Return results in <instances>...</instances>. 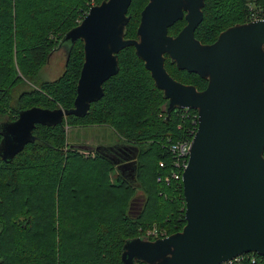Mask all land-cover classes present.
<instances>
[{
    "label": "trees",
    "instance_id": "1",
    "mask_svg": "<svg viewBox=\"0 0 264 264\" xmlns=\"http://www.w3.org/2000/svg\"><path fill=\"white\" fill-rule=\"evenodd\" d=\"M101 1L0 0V66L6 65V72L0 70V123L32 106H73L84 57L81 40L67 50L57 78L41 80L38 68L63 35ZM146 3L131 1L126 38L136 37ZM258 8L264 12V0H204L194 35L211 43ZM184 24V19L176 21L168 33L176 35ZM164 65L175 80L205 87V79L178 69L167 55ZM118 67L84 116L68 115L52 126L37 124L33 141L9 161L0 157V264H123L126 240L142 237L148 228L166 236L184 226L182 179L165 177L174 170L169 145L191 138L196 111H166L163 92L133 46L118 52ZM21 86L28 87L15 94ZM87 126L109 127L113 142L68 140L67 128ZM98 145L117 146L106 155L95 149ZM129 155L135 165L132 181L117 169ZM250 255L232 264H264V256L252 254L251 262Z\"/></svg>",
    "mask_w": 264,
    "mask_h": 264
},
{
    "label": "water",
    "instance_id": "2",
    "mask_svg": "<svg viewBox=\"0 0 264 264\" xmlns=\"http://www.w3.org/2000/svg\"><path fill=\"white\" fill-rule=\"evenodd\" d=\"M131 1L102 0L63 35L59 46L67 50L77 40L83 44L73 106H32L1 123L0 157L9 161L33 141L37 124L84 116L103 96V83L118 72V52L133 46L163 92L166 111L194 109L197 126L182 172L184 226L156 239L126 240L122 263L222 264L243 254L264 256V18L228 26L213 42L202 43L194 31L204 0H147L136 37L126 38ZM182 18L185 25L170 35L168 28ZM165 55L206 86L199 90L175 80ZM115 146L95 149L106 154ZM125 158L117 169L132 181L133 156Z\"/></svg>",
    "mask_w": 264,
    "mask_h": 264
},
{
    "label": "rangeland",
    "instance_id": "3",
    "mask_svg": "<svg viewBox=\"0 0 264 264\" xmlns=\"http://www.w3.org/2000/svg\"><path fill=\"white\" fill-rule=\"evenodd\" d=\"M27 3H28V0H27ZM136 8L141 9V6H135L134 9ZM249 9H252L251 5L249 6ZM251 12L252 11L249 10V13H247L246 16L244 17L245 22L252 20V19L264 18V12L261 10V8H258L254 14ZM59 47L56 50L53 49L49 55L48 60L45 62V64L41 65V67L38 68L39 70V72L37 70L38 77L41 80H53L57 78L59 74L62 72L64 63L66 60L68 45H63L60 48ZM5 67L6 65L3 63L0 66V70H3V72H6V70H4ZM27 87L28 86L19 87L15 91V94ZM67 129H68L67 130L68 140L74 141L76 143L85 141L87 143L98 144V143H102L103 141L109 142L111 138L114 137L113 131L107 126L70 127ZM111 142L113 141H110V143ZM142 173H145V169L142 171ZM134 210L136 211V208ZM141 235L145 239L146 238L156 239L158 236H161V235L164 236L165 233L161 229H157L156 227H153L151 229L150 228L146 229L145 232H143V234Z\"/></svg>",
    "mask_w": 264,
    "mask_h": 264
},
{
    "label": "built area",
    "instance_id": "4",
    "mask_svg": "<svg viewBox=\"0 0 264 264\" xmlns=\"http://www.w3.org/2000/svg\"><path fill=\"white\" fill-rule=\"evenodd\" d=\"M195 122L197 126V114H196ZM195 131H196V127H195ZM193 135L191 136V138L181 139L180 141L171 143L169 145V151L171 152L172 157H173L172 164H173L174 170L172 171L171 176L165 177V181H169L171 178L175 180H178L180 178L182 179V172L188 162V155H189L188 151H189V146H190V142H191ZM244 256L245 254L240 255L234 258L233 260L224 262L222 264H232L233 261H238L244 258ZM249 258L251 262L255 261V258L252 254L249 256Z\"/></svg>",
    "mask_w": 264,
    "mask_h": 264
},
{
    "label": "flooded vegetation",
    "instance_id": "5",
    "mask_svg": "<svg viewBox=\"0 0 264 264\" xmlns=\"http://www.w3.org/2000/svg\"><path fill=\"white\" fill-rule=\"evenodd\" d=\"M203 7H204V5H203ZM203 7H202V9H203ZM139 19H140V17H139ZM182 19H184V18H182ZM180 20V19H179ZM185 20V19H184ZM178 21V20H177ZM185 23H186V21H185ZM185 25V24H184ZM206 86V85H205ZM1 124V123H0Z\"/></svg>",
    "mask_w": 264,
    "mask_h": 264
}]
</instances>
